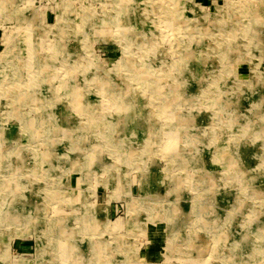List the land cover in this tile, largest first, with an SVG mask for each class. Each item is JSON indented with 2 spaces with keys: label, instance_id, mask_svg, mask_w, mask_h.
<instances>
[{
  "label": "rangeland",
  "instance_id": "rangeland-1",
  "mask_svg": "<svg viewBox=\"0 0 264 264\" xmlns=\"http://www.w3.org/2000/svg\"><path fill=\"white\" fill-rule=\"evenodd\" d=\"M263 115L264 0H0V264H264Z\"/></svg>",
  "mask_w": 264,
  "mask_h": 264
},
{
  "label": "bare ground",
  "instance_id": "bare-ground-1",
  "mask_svg": "<svg viewBox=\"0 0 264 264\" xmlns=\"http://www.w3.org/2000/svg\"><path fill=\"white\" fill-rule=\"evenodd\" d=\"M256 8H257V7H256ZM257 10H258V9H257ZM254 12H255V11H254ZM256 15H258V14L256 13ZM186 46H187V45H186ZM188 47H189V45H188ZM185 48H186V47H185ZM186 53H187V52H186ZM225 53H226L225 51L222 52L223 55H226ZM145 79H146V78H143V77H142V78L139 77V76L137 77V80H138V81H143V80H145ZM263 116H264V115H263ZM262 122H263V121H262ZM259 126H260V125H259ZM251 130H253V129H251ZM174 138H175V137H174ZM172 140H173V139H172ZM223 155H225V154H223ZM181 156H182V155H181ZM177 160L183 162V161L180 159V157H177ZM15 165H16V164H15ZM234 165H235V164H234ZM238 167H239V166H238ZM236 169H237V168H236ZM242 170H243V169H242ZM237 171L240 172V170H237ZM241 173H242V175H243V173L246 174L244 171L241 172ZM246 178H247V177H246ZM244 181H248V180L245 179ZM247 183H248V182H247ZM10 193H11V191H10ZM6 202H7V201H6ZM16 207H17V206H16ZM93 227H94V226H93ZM64 234H66V233H64ZM67 237H68V236H67ZM67 237H66V238H67ZM62 238H63V237H62ZM65 240H66V239H65ZM69 248H72V247H69Z\"/></svg>",
  "mask_w": 264,
  "mask_h": 264
}]
</instances>
